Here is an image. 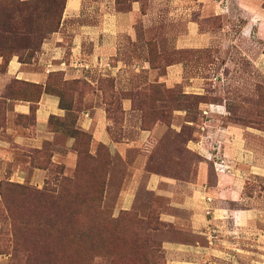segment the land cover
Instances as JSON below:
<instances>
[{
  "label": "crops",
  "instance_id": "crops-1",
  "mask_svg": "<svg viewBox=\"0 0 264 264\" xmlns=\"http://www.w3.org/2000/svg\"><path fill=\"white\" fill-rule=\"evenodd\" d=\"M62 8L57 29L39 52L27 60L11 55L0 70V182H40L48 161L62 163L66 174L75 170V138L62 136V151L57 148L61 131L51 119L63 117L66 109L49 88V77L57 73L65 81L83 78L92 84L98 75L118 79L132 40L139 47L134 51L135 71L167 87L183 82L186 92L204 95V86L214 87L224 78L223 71L211 73L198 65L187 75L186 60L173 58L179 54L174 51L218 47L222 52L229 38L240 43L242 53L264 76L263 0H64ZM213 19L217 27L210 26ZM157 59L166 62L162 73L150 64ZM212 92L211 97L219 96ZM131 105V99H123L125 111ZM199 107L205 119L197 139L187 143L200 156L193 177L148 173L144 165H135L126 171L127 181L115 186L116 167L111 166L103 204L117 187V212L136 211L146 220L139 209L143 201L149 209L159 207L156 219L162 227L156 231L161 232L163 264H264V129L237 121L225 98ZM109 124L103 105L83 109L75 119V128L91 134L92 146L105 144L113 155L123 143L112 137ZM147 132L139 128L134 146L143 144ZM49 143L54 148L46 162L42 150ZM215 154L228 171L216 170ZM143 192L149 193L147 200ZM8 256L0 254V264H8Z\"/></svg>",
  "mask_w": 264,
  "mask_h": 264
},
{
  "label": "rangeland",
  "instance_id": "rangeland-1",
  "mask_svg": "<svg viewBox=\"0 0 264 264\" xmlns=\"http://www.w3.org/2000/svg\"><path fill=\"white\" fill-rule=\"evenodd\" d=\"M63 4L64 0H0L1 71L11 55L27 60L39 52L40 42L57 29ZM210 22V26L219 25L215 19ZM132 41L124 56L123 76L118 79L98 75L92 84L83 78L65 81L61 74L50 75L48 86L60 95L66 109L63 117L51 119L61 131L56 136L57 148L62 151V136L75 128L77 113L93 105L104 106L111 135L123 144L112 155L105 144L92 146L87 132L89 137L75 138L78 161L72 173H64L62 163L47 160L54 148L49 143L42 150L48 171L40 182L16 183L2 178L0 254H9L8 264H163L161 232L156 231L162 227L156 219L159 207L149 209L143 201L139 209L146 220L136 211L117 212L113 206L117 187L103 204L110 167H116L112 174L115 186L127 181L125 173L135 165H144L142 169L148 173L193 177L200 156L187 148V143L197 139L205 119L201 102L225 98L237 121L264 129V76L242 53L240 43L229 38V46L222 52L218 47L174 51L179 54L173 58L186 60L187 75L198 65L211 73L223 71L224 78L214 87L204 86L207 91L201 95L191 89L186 92L183 82L167 87L148 79L144 71H135L134 51L139 47ZM26 43L30 48L24 47ZM165 63L158 59L150 62L160 73ZM212 91L219 96L211 97ZM125 98L131 99V110L123 109ZM139 128L149 131L140 147L133 143ZM140 180H145L144 172ZM149 197L143 192V200Z\"/></svg>",
  "mask_w": 264,
  "mask_h": 264
},
{
  "label": "trees",
  "instance_id": "trees-1",
  "mask_svg": "<svg viewBox=\"0 0 264 264\" xmlns=\"http://www.w3.org/2000/svg\"><path fill=\"white\" fill-rule=\"evenodd\" d=\"M30 1V0H29ZM61 16V15H60ZM59 24V23H58ZM42 42V41H41ZM41 42H40V44H41ZM40 46V45H39ZM24 47L25 48H30V44L29 43H26L25 45H24ZM22 59V58H21ZM88 136L89 137V134H87V132H84V131H82V130H80V129H77V128H74L73 130H71V132H70V136L71 137H74V138H77L78 139V136ZM1 185H2V183L0 182V196H1ZM49 253V252H48ZM48 255H50V254H48ZM54 264V263H53Z\"/></svg>",
  "mask_w": 264,
  "mask_h": 264
},
{
  "label": "built area",
  "instance_id": "built-area-1",
  "mask_svg": "<svg viewBox=\"0 0 264 264\" xmlns=\"http://www.w3.org/2000/svg\"><path fill=\"white\" fill-rule=\"evenodd\" d=\"M214 166H215L216 170L219 172L228 171L227 166L224 164L223 160L220 159L219 157L215 158Z\"/></svg>",
  "mask_w": 264,
  "mask_h": 264
}]
</instances>
